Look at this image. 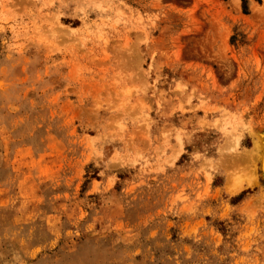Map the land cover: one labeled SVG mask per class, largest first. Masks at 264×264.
I'll return each mask as SVG.
<instances>
[{
    "label": "rangeland",
    "instance_id": "1",
    "mask_svg": "<svg viewBox=\"0 0 264 264\" xmlns=\"http://www.w3.org/2000/svg\"><path fill=\"white\" fill-rule=\"evenodd\" d=\"M258 135L264 0H0V264H264Z\"/></svg>",
    "mask_w": 264,
    "mask_h": 264
},
{
    "label": "bare ground",
    "instance_id": "2",
    "mask_svg": "<svg viewBox=\"0 0 264 264\" xmlns=\"http://www.w3.org/2000/svg\"><path fill=\"white\" fill-rule=\"evenodd\" d=\"M255 133H253V135H254ZM257 136V135H256ZM254 137V136H253ZM255 138V137H254ZM257 139L259 140H257L255 143H254V149H253V151H251V152H249V157L250 158H253L254 159V157L256 158V157H258V159L261 161V164H262V171H263V175H264V135H261L260 137H259V135H258V137H257ZM247 152V153H248ZM247 153H246V155H247ZM244 157H245V155H243ZM260 166V165H259ZM255 179V178H254ZM240 183V182H239ZM252 184V183H251ZM254 185V184H253ZM241 187V186H240ZM240 187L239 188H236V191H238L239 189H240ZM242 188V187H241ZM235 191V192H236Z\"/></svg>",
    "mask_w": 264,
    "mask_h": 264
}]
</instances>
